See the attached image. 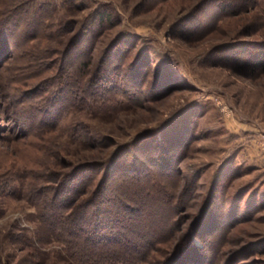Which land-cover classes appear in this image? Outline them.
<instances>
[{"label": "rangeland", "instance_id": "rangeland-1", "mask_svg": "<svg viewBox=\"0 0 264 264\" xmlns=\"http://www.w3.org/2000/svg\"><path fill=\"white\" fill-rule=\"evenodd\" d=\"M33 1L43 27L26 41L37 18L30 0H0V12L26 8L22 30L10 25L0 40V264H77L32 198L57 185L51 172L78 167L87 170L78 188L95 178L81 196L109 175L104 196L119 198L133 157L161 183L160 196L178 198L176 238L152 260L186 235L177 264H264V0ZM99 11L110 19L76 43L68 63L90 56L85 80L102 68L105 88L131 86L136 104L120 95L61 101L60 54ZM53 97L61 119L40 127L35 109ZM23 100L34 112L22 111Z\"/></svg>", "mask_w": 264, "mask_h": 264}, {"label": "trees", "instance_id": "trees-1", "mask_svg": "<svg viewBox=\"0 0 264 264\" xmlns=\"http://www.w3.org/2000/svg\"><path fill=\"white\" fill-rule=\"evenodd\" d=\"M30 3L32 7L35 1L30 0ZM21 5L4 11L5 13L0 12V40L10 25L19 32L22 30L17 18L18 15L26 12V8H22ZM31 9L37 18L34 24L29 26L28 32L23 31L25 35L28 34L26 41L38 35L43 27L42 19H39L43 12L42 8L32 7ZM99 12L95 14L88 27L83 28L81 33L73 37L69 49L60 54L55 81L56 88L61 93V101L73 106H82L90 100L101 102L107 100V97L113 99L115 95H120L136 104L140 100L137 96L139 93L131 86H120L118 82L112 90L105 88L107 79L102 68L97 71L98 74L94 80H85L90 56L71 65L68 63L69 55L76 43H79L85 34L91 33L96 25L100 26L110 19L106 13ZM104 61H106L105 58L102 63ZM255 65V62L245 64L246 68H254ZM56 98L53 97V104H49L44 111L41 108L35 109L40 115L37 120V123L41 124L40 127L53 129L58 125L62 108H60L61 103L56 102L58 101ZM22 103H26L25 100L20 104L23 112L25 110L34 112L33 106L27 109ZM130 163H132L131 167L129 166L131 174L123 177L121 182L131 186V189L126 186L123 190H119L117 195L119 198L104 196L107 180L111 178L109 175H106L102 181H98L97 188L90 193L92 197L81 196L90 190L95 180V178L89 180L87 185L79 189L77 187L79 178L87 171L81 167L69 175L65 173L56 179V173L51 172L53 177L51 181L56 182L57 185L42 186L38 196L32 198L33 202L39 205L41 221L64 245L67 256L77 264H177L185 258L187 236L182 235L176 246H172L173 249L169 248L163 260H159L158 263L152 260L151 257L155 253L161 252L164 246L169 247L176 238L179 223L176 217L179 207L178 198H175L176 191L170 194L164 190L162 194L164 196H160L158 190L153 188L155 185L158 187L160 183L154 174L147 172V167L138 162L135 157ZM94 169L97 170V168ZM164 176L171 177V174L164 173ZM143 180L146 181H144L145 190L141 192L136 186ZM175 187L177 189V186ZM127 189L128 192H125ZM64 192L67 193L68 198H60Z\"/></svg>", "mask_w": 264, "mask_h": 264}]
</instances>
